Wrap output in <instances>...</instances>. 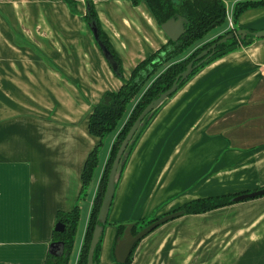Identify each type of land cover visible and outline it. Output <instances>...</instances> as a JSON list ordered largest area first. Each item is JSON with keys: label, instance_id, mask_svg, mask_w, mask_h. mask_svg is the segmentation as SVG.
Listing matches in <instances>:
<instances>
[{"label": "crops", "instance_id": "0c3cea01", "mask_svg": "<svg viewBox=\"0 0 264 264\" xmlns=\"http://www.w3.org/2000/svg\"><path fill=\"white\" fill-rule=\"evenodd\" d=\"M228 1L226 26H232L235 0ZM86 2L76 0L73 11L66 0H0V264H47L57 210L76 202L77 262L113 140L111 132L94 186L81 198L84 161L99 140L88 129L89 111L123 82L85 19ZM92 2L125 78L169 39L147 0ZM236 25L264 28V6L248 7ZM247 40L201 65L131 139L96 264H116V222L264 186V37ZM236 159L234 167L225 163ZM243 200L158 224L140 238L130 264H264V194ZM232 207L239 216L221 241L225 252L214 250L213 241L203 257L189 251L175 258V251L200 245L194 238L208 225L197 218Z\"/></svg>", "mask_w": 264, "mask_h": 264}, {"label": "trees", "instance_id": "16d2710c", "mask_svg": "<svg viewBox=\"0 0 264 264\" xmlns=\"http://www.w3.org/2000/svg\"><path fill=\"white\" fill-rule=\"evenodd\" d=\"M86 1V12L84 15L85 19L88 24H94L96 26V30H98L96 41L99 46L102 44L108 49V55H104L107 61L110 63L115 74L122 78L123 82L117 90H105L99 101L93 104L89 111L88 129L95 136H98L99 140L95 144V146L88 152V155L84 161L85 164L81 172L82 183L79 191V196L81 198L86 197L89 184L92 181L94 172L99 164L98 158L101 146L103 144L104 136L117 130L120 121L124 117L126 118L124 119L123 124L120 126V130L117 133L116 138L112 141L108 156L105 160L106 163L101 173L100 181L90 208V215L86 224V230L81 243L82 246L76 260V264L87 263L86 256L90 245L89 241L94 229V224L98 221V210L104 196L103 193L108 178L107 174L112 164V159L120 145L121 139L129 130L130 125L136 119V116L140 113V110L150 100H152L153 97L157 96L160 91L168 88V86L171 85V83L175 79V75L183 70L186 63L198 52H200L201 49L212 44V42L216 41L217 38L226 33L236 32V30L240 28L238 25H236V21L243 11L248 9V7L264 6V0H235L232 7V21L234 23L232 25V28H228L223 32H220V34L216 35L215 38L205 42L200 46V48L194 50L184 58L179 57L178 60H174V58H176L177 56H181L187 49L194 45L195 42L203 38L211 29L215 28L216 25L223 26V24L226 23V0H147L152 12H154V15L159 23L165 21L168 17L176 13H180L181 15L183 14L187 18V21L184 23L185 31L177 40H172L171 38H169L166 43L161 45L155 51L151 52L150 55L140 59L131 70L130 75L125 78L122 74V62L120 60V57L119 55H117L114 47L111 46L106 32L100 27L98 15L95 11L92 0ZM132 1L137 2L138 0ZM66 2H68L71 10L76 11V0H66ZM250 35L251 34L249 33L245 37H241L239 34L235 33L231 38L219 42L216 45L215 52L204 59V61L201 62L197 67H195L188 75V77L185 78L182 83H180L178 88H180L201 65L208 62L213 57H216L217 55H220L227 50H231L234 47L240 46L241 44L245 43V41H247V37H249ZM100 47L102 48V46ZM164 65H166V67H164ZM174 92H172L170 95H172ZM132 102H134V104L129 111L128 108L130 103ZM157 107L152 109V111L147 116H145L141 124L138 126L139 128L137 129L132 139L137 135V132L140 130V126L142 125V123L147 121L153 115ZM130 141L128 142V146ZM245 191L250 190L245 189L238 190L237 192H221V194H213L206 195L204 197L193 198L182 203L175 209H181V214H188V212H203L211 208H216L224 204L235 202L239 199L234 200L233 197L238 193ZM80 214L81 211L78 202H76L69 210H57L56 222L57 220L62 221L64 223V229L57 231L54 230L53 240L57 238L63 240L65 244L64 253L55 256L48 252L45 258L47 264L69 263L68 258L74 246L73 242L77 231L76 227L80 218ZM156 217L158 216H140L135 220H123L116 222L115 224L117 227V231L114 243L119 237L122 236L123 231L126 227V222H132L131 232L136 233L139 231V229L144 227V225L155 220ZM107 222L108 219L106 218L103 226ZM102 233L99 237L98 242L96 243L97 245L93 254V259L96 260V263L99 261L98 258L101 248ZM138 241L132 248L126 260L124 262H119L116 259V264L131 263V255L134 248L139 243Z\"/></svg>", "mask_w": 264, "mask_h": 264}, {"label": "water", "instance_id": "95a60500", "mask_svg": "<svg viewBox=\"0 0 264 264\" xmlns=\"http://www.w3.org/2000/svg\"><path fill=\"white\" fill-rule=\"evenodd\" d=\"M187 21V18L180 13H176L170 17H168L165 21L160 23V27L164 30V32L171 38L172 40H177L185 31L184 23ZM91 30H93L94 36L97 39L98 36V30H96V26L94 24L90 25ZM239 34L241 37H245L247 34H251L255 37H264V28L262 29H256V30H250L244 27H240L236 30V32L232 33H226L219 38L216 39V41L212 42V44L208 45L207 47L203 48L198 52L193 58H191L185 65L184 69L178 72L175 75V79L171 83V85L168 86L165 90H162L158 93L157 96L153 97L152 100H150L141 110L140 113L136 116V119L132 122L130 125L129 130L126 132L124 137L120 141V145L112 159V164L109 168L108 174H107V182L104 190V196L101 201L99 212L97 215V222L94 224V229L92 231V235L90 237L89 241V248L87 251L86 264H96V260L93 259L94 250L96 247V243L99 240V237L101 233L103 232V223L106 221L107 215H108V209L111 203V200L113 198V192L115 189V182H116V174L119 168V165L121 163V158L128 146V142L132 139L134 134L136 133L138 126L141 124L142 120L147 116L152 109L159 106L172 92H174L180 83L188 77V75L191 73V71L197 67L201 62L204 61L208 56L213 54L216 49V45L221 42L225 41L228 38H231L234 34ZM103 52L105 55H108V49L103 46L102 44ZM264 194V186H260L257 188H253L250 191H245L238 193L236 196L233 197L234 200L237 199H246V198H253L254 196ZM182 213L181 209H174L170 212L164 213L162 215H159L156 217L155 220L151 221L150 223L144 225L141 229H139L138 232L132 233L131 232V225L132 222H126V227L123 231V234L121 237L117 239L115 242V248H114V254L115 259H117L119 262H124L131 252L132 248L136 244V242L143 237L146 233L150 232L156 226L164 221H167L169 219H172V217H175L177 215H180ZM55 230H63L64 229V223L60 220H57V222L54 225ZM64 242L62 239H55L49 243L48 251L49 253L58 256L64 253Z\"/></svg>", "mask_w": 264, "mask_h": 264}, {"label": "rangeland", "instance_id": "374dc122", "mask_svg": "<svg viewBox=\"0 0 264 264\" xmlns=\"http://www.w3.org/2000/svg\"><path fill=\"white\" fill-rule=\"evenodd\" d=\"M253 7H256V6H253ZM257 7H260V6H257ZM226 10L228 11L227 15H229V12H230V1L226 2ZM223 26H224V28H223ZM223 26L216 25L215 28L211 29L203 38H201L199 41L195 42L194 45H192L189 49H187L181 56H177L176 58H174V60H178L179 57L180 58H184L186 55H188L191 52H193L194 50L200 48V46L203 45L205 42L215 38L216 35L220 34V32H223L224 30L228 29L227 26H230V25H228V23H227V26H226V23H225V24H223ZM230 27H232V26H230ZM250 30H253V29H250ZM247 41L245 43H243V44L248 43ZM164 67H166V65H164ZM164 67H163V69H164ZM133 104H134V102L130 103L129 108H128L129 111H130L131 107L133 106ZM125 118L126 117H124L120 121L118 129L112 132L113 140L116 138V135H117V133L120 130V126L123 124ZM110 136H111V133H109V134L104 136L103 144L101 146L100 152L103 151V149H104L105 145L107 144ZM102 156H103V153L100 156V158ZM237 161L240 162V160L236 159V160L228 161V162H225V163H227L226 165H228L230 167H234V165H236ZM223 165H224V163L221 166L222 168L224 167ZM214 170H215V167L211 169V171H214ZM95 180H96V178H95V176H93V180L91 181V184H89V188H88V191L86 193L87 195L92 190V187L94 186ZM237 201H235V202H237ZM234 210H235L234 207L221 209V211H216V212H213L212 214L209 213V214L205 215L204 217L197 218L195 220L196 221L195 223L200 224V226H205V225L207 226L208 225V227L205 230H201V232L199 234H197L195 236V238H194L195 243H197L198 240L200 241V245L197 246L195 249L184 250L182 252H177L178 250L175 251L174 252L175 253V258L181 260L182 259V254L183 253H187L189 251H192V253H193V255L195 257L199 256V254H200V257H203V256H205V253H206L207 249L210 247V245H211V243L213 241H216L215 247H213L214 250H217V252L221 251V253L225 252L226 249L222 247L224 243H222V245H221V241L222 240L224 241L225 238L228 237L227 236L228 235V231H226V230H229V228H231V230H233L234 227H231V226L236 225V224H233L232 222H234V220L237 219L239 215H238V212H235ZM234 214L236 216H234ZM155 215L159 216V215H162V214H150V215H146V216L147 217H152V216H155ZM79 222L80 223H78V228L80 227L82 221L79 220ZM189 223H193V222L189 221ZM75 235H76L75 239L77 240L78 236H79V232H78V234H75ZM202 237H204V238L202 239ZM76 250H77V243L74 242L73 249H72V251L70 253V256L68 258V261H69L68 264H74V257H75V254H76ZM216 255L218 256L219 254L217 253ZM226 264H229V263L227 262Z\"/></svg>", "mask_w": 264, "mask_h": 264}, {"label": "built area", "instance_id": "2783aa9c", "mask_svg": "<svg viewBox=\"0 0 264 264\" xmlns=\"http://www.w3.org/2000/svg\"><path fill=\"white\" fill-rule=\"evenodd\" d=\"M229 24H230V21H229Z\"/></svg>", "mask_w": 264, "mask_h": 264}]
</instances>
